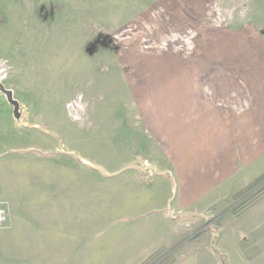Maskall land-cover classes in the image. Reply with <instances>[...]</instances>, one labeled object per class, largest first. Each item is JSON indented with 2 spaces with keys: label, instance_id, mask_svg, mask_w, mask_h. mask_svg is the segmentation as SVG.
<instances>
[{
  "label": "rangeland",
  "instance_id": "rangeland-1",
  "mask_svg": "<svg viewBox=\"0 0 264 264\" xmlns=\"http://www.w3.org/2000/svg\"><path fill=\"white\" fill-rule=\"evenodd\" d=\"M226 31L256 46L264 0H0V82L21 111L0 91V264H72L103 207L125 212L130 174L166 160L155 83L194 77ZM244 189L181 214L187 242L232 252L222 264H264V179Z\"/></svg>",
  "mask_w": 264,
  "mask_h": 264
},
{
  "label": "crops",
  "instance_id": "crops-1",
  "mask_svg": "<svg viewBox=\"0 0 264 264\" xmlns=\"http://www.w3.org/2000/svg\"><path fill=\"white\" fill-rule=\"evenodd\" d=\"M226 32L208 46V65L190 67L194 77L181 64L155 83L162 86V104L150 121L161 125L156 139L166 160L162 168L152 163L147 180L130 174L135 184L123 201L125 212L121 204L103 207L106 222L86 231L81 252H71L72 264L159 258V264H222L231 258L230 250L212 249L206 239L187 242L181 221V214H202L264 174V34L254 46L255 40L240 42Z\"/></svg>",
  "mask_w": 264,
  "mask_h": 264
},
{
  "label": "water",
  "instance_id": "water-1",
  "mask_svg": "<svg viewBox=\"0 0 264 264\" xmlns=\"http://www.w3.org/2000/svg\"><path fill=\"white\" fill-rule=\"evenodd\" d=\"M0 91L5 95L7 102L13 107L12 114L15 119H19L21 116L20 106L16 99L12 96V91L5 88V86L0 82Z\"/></svg>",
  "mask_w": 264,
  "mask_h": 264
},
{
  "label": "trees",
  "instance_id": "trees-1",
  "mask_svg": "<svg viewBox=\"0 0 264 264\" xmlns=\"http://www.w3.org/2000/svg\"><path fill=\"white\" fill-rule=\"evenodd\" d=\"M262 179H264V174H262L261 176L257 177L255 180H253L252 182H250V184H248L245 187V189L248 188V187H254V186L258 185L260 183V181H262Z\"/></svg>",
  "mask_w": 264,
  "mask_h": 264
},
{
  "label": "built area",
  "instance_id": "built-area-1",
  "mask_svg": "<svg viewBox=\"0 0 264 264\" xmlns=\"http://www.w3.org/2000/svg\"><path fill=\"white\" fill-rule=\"evenodd\" d=\"M3 213V211L2 210H0V218H1V214ZM0 220H2V219H0Z\"/></svg>",
  "mask_w": 264,
  "mask_h": 264
}]
</instances>
